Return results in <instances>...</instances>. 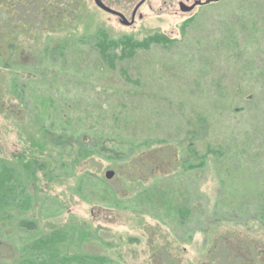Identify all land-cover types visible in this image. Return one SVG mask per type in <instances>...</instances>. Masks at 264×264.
I'll use <instances>...</instances> for the list:
<instances>
[{"label": "rangeland", "instance_id": "rangeland-1", "mask_svg": "<svg viewBox=\"0 0 264 264\" xmlns=\"http://www.w3.org/2000/svg\"><path fill=\"white\" fill-rule=\"evenodd\" d=\"M85 1L29 63L0 61V101L20 113H0V255L264 264V0L190 17L152 0L130 29Z\"/></svg>", "mask_w": 264, "mask_h": 264}, {"label": "trees", "instance_id": "trees-1", "mask_svg": "<svg viewBox=\"0 0 264 264\" xmlns=\"http://www.w3.org/2000/svg\"><path fill=\"white\" fill-rule=\"evenodd\" d=\"M85 0H0V61L6 65H26L34 56L37 46L48 35L61 34L76 27L86 10ZM7 78L0 73V89L7 86ZM0 113L19 119L20 113L4 107ZM1 109H9L3 112ZM20 228L34 230L30 222H20ZM1 230V229H0ZM4 233L0 231V239ZM43 261L39 254L20 252L6 258L0 255V264H21Z\"/></svg>", "mask_w": 264, "mask_h": 264}, {"label": "flooded vegetation", "instance_id": "flooded-vegetation-1", "mask_svg": "<svg viewBox=\"0 0 264 264\" xmlns=\"http://www.w3.org/2000/svg\"><path fill=\"white\" fill-rule=\"evenodd\" d=\"M117 1V0H114ZM121 8L124 6V4H127V1H129V6L124 7L123 9L117 8L116 6L106 5L102 0V4L106 6L109 10L115 12L119 16L111 15V14H104L112 17L116 20L117 24L121 26V28L124 29H130L133 28L136 24H139L142 22L144 17L141 14V10L145 7L148 8V5L150 1L152 0H120ZM154 3L158 4V6L163 7L164 10L168 9L171 11L172 14H175L176 16H188L196 11L199 8H202V4L206 3L209 0H153ZM115 8V9H114ZM120 9V11H118ZM183 9H190L189 11H183ZM100 11V10H99ZM148 11H151L150 8H148ZM189 19V18H188ZM124 23V24H123ZM128 24V25H127ZM9 111V109H4L3 112Z\"/></svg>", "mask_w": 264, "mask_h": 264}, {"label": "bare ground", "instance_id": "bare-ground-1", "mask_svg": "<svg viewBox=\"0 0 264 264\" xmlns=\"http://www.w3.org/2000/svg\"><path fill=\"white\" fill-rule=\"evenodd\" d=\"M221 42H222L223 46L225 48H227L229 53L231 52V54L233 56H237V57H239L241 59V56H242V44L238 43V38L236 37L235 34H233V33H224L222 35V37H221ZM223 46H222V48L224 49ZM257 51L258 50H256L255 48H249L248 52L246 54V56L248 57L246 62L253 63L254 58H256V52Z\"/></svg>", "mask_w": 264, "mask_h": 264}, {"label": "water", "instance_id": "water-1", "mask_svg": "<svg viewBox=\"0 0 264 264\" xmlns=\"http://www.w3.org/2000/svg\"><path fill=\"white\" fill-rule=\"evenodd\" d=\"M93 1V4L95 7H97L98 9H100L101 11L103 12H106L108 14H111V15H116V16H119L118 14H116L115 12L109 10L107 7H105L100 0H92ZM220 0H213V1H207L205 4H208L210 2H218ZM190 9H183V11H189ZM124 24V23H123ZM128 25V24H127ZM114 177V172L113 171H106L104 173V179L106 181H110L112 178Z\"/></svg>", "mask_w": 264, "mask_h": 264}]
</instances>
